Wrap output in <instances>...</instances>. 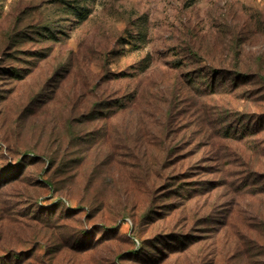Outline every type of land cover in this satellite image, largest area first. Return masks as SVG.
<instances>
[{"label":"rangeland","instance_id":"rangeland-1","mask_svg":"<svg viewBox=\"0 0 264 264\" xmlns=\"http://www.w3.org/2000/svg\"><path fill=\"white\" fill-rule=\"evenodd\" d=\"M0 264H264V0H0Z\"/></svg>","mask_w":264,"mask_h":264},{"label":"trees","instance_id":"trees-1","mask_svg":"<svg viewBox=\"0 0 264 264\" xmlns=\"http://www.w3.org/2000/svg\"><path fill=\"white\" fill-rule=\"evenodd\" d=\"M68 9L74 14H83L82 12L77 11L76 6L74 5L69 4ZM83 16L86 17L85 14H83Z\"/></svg>","mask_w":264,"mask_h":264}]
</instances>
